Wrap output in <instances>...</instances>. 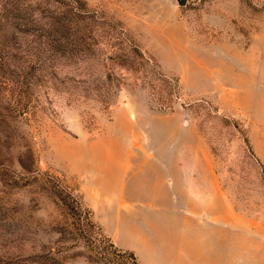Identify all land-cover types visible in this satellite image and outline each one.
I'll use <instances>...</instances> for the list:
<instances>
[{
	"label": "rangeland",
	"instance_id": "rangeland-1",
	"mask_svg": "<svg viewBox=\"0 0 264 264\" xmlns=\"http://www.w3.org/2000/svg\"><path fill=\"white\" fill-rule=\"evenodd\" d=\"M190 158L264 221V0H0V264H107L78 227Z\"/></svg>",
	"mask_w": 264,
	"mask_h": 264
},
{
	"label": "crops",
	"instance_id": "crops-1",
	"mask_svg": "<svg viewBox=\"0 0 264 264\" xmlns=\"http://www.w3.org/2000/svg\"><path fill=\"white\" fill-rule=\"evenodd\" d=\"M193 160L178 162L171 175L152 173L145 195L132 186L123 199L135 204L109 216L105 229L141 264H264V221L235 213L216 175L203 176Z\"/></svg>",
	"mask_w": 264,
	"mask_h": 264
},
{
	"label": "trees",
	"instance_id": "trees-1",
	"mask_svg": "<svg viewBox=\"0 0 264 264\" xmlns=\"http://www.w3.org/2000/svg\"><path fill=\"white\" fill-rule=\"evenodd\" d=\"M87 219L88 222L85 223L84 220L82 223V228L78 227L81 232L76 239L78 242L84 240L87 246L91 249V255L89 256L91 260H103L107 264H141L137 255L133 251L120 248L112 240H110L111 242L108 247L101 242L99 244V247H101L99 252H95V246L93 244L97 238L95 235L98 233L101 237L107 238V236L100 231L95 232L91 230L90 228H95L96 225L88 217ZM93 255H95L94 257L96 258H94Z\"/></svg>",
	"mask_w": 264,
	"mask_h": 264
},
{
	"label": "water",
	"instance_id": "water-1",
	"mask_svg": "<svg viewBox=\"0 0 264 264\" xmlns=\"http://www.w3.org/2000/svg\"><path fill=\"white\" fill-rule=\"evenodd\" d=\"M183 2H185V0H183Z\"/></svg>",
	"mask_w": 264,
	"mask_h": 264
}]
</instances>
